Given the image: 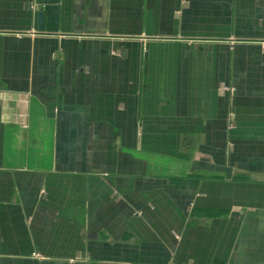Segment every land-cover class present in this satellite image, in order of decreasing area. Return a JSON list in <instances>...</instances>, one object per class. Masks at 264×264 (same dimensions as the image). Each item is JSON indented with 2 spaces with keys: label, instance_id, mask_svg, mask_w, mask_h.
<instances>
[{
  "label": "crops",
  "instance_id": "crops-1",
  "mask_svg": "<svg viewBox=\"0 0 264 264\" xmlns=\"http://www.w3.org/2000/svg\"><path fill=\"white\" fill-rule=\"evenodd\" d=\"M0 264H264V0H0Z\"/></svg>",
  "mask_w": 264,
  "mask_h": 264
},
{
  "label": "water",
  "instance_id": "water-1",
  "mask_svg": "<svg viewBox=\"0 0 264 264\" xmlns=\"http://www.w3.org/2000/svg\"><path fill=\"white\" fill-rule=\"evenodd\" d=\"M39 28L42 30V14L39 15Z\"/></svg>",
  "mask_w": 264,
  "mask_h": 264
}]
</instances>
